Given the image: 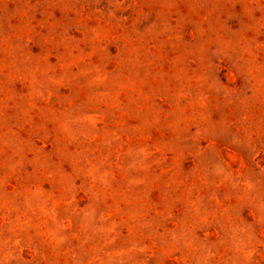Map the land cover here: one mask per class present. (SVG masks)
<instances>
[{
  "label": "rangeland",
  "instance_id": "374dc122",
  "mask_svg": "<svg viewBox=\"0 0 264 264\" xmlns=\"http://www.w3.org/2000/svg\"><path fill=\"white\" fill-rule=\"evenodd\" d=\"M0 264H264V0H0Z\"/></svg>",
  "mask_w": 264,
  "mask_h": 264
}]
</instances>
